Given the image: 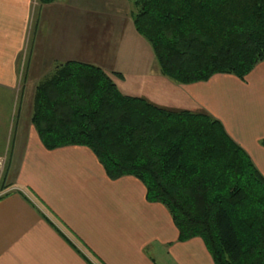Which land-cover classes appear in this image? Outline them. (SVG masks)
<instances>
[{"label":"trees","instance_id":"obj_1","mask_svg":"<svg viewBox=\"0 0 264 264\" xmlns=\"http://www.w3.org/2000/svg\"><path fill=\"white\" fill-rule=\"evenodd\" d=\"M130 1L136 30L178 83L244 79L264 61V0ZM31 122L47 149L85 145L110 178H139L180 240L202 237L216 264H264V176L218 119L125 94L102 67L68 60L35 87Z\"/></svg>","mask_w":264,"mask_h":264},{"label":"crops","instance_id":"obj_2","mask_svg":"<svg viewBox=\"0 0 264 264\" xmlns=\"http://www.w3.org/2000/svg\"><path fill=\"white\" fill-rule=\"evenodd\" d=\"M36 1L0 0V86L18 90L17 58L25 47ZM131 32L140 39L136 28ZM54 53L57 64H96L112 75L119 89L122 84L128 87L129 70L120 66L117 53L108 58L96 50L91 55L78 53L81 58ZM133 70L132 77L147 80L143 71L148 68ZM159 79L167 84L166 99L135 89L125 94L218 119L264 176V61L244 79L229 73L188 84ZM31 116L22 121L20 111L15 112L5 150L10 160L4 175L8 186L0 197V264H216L202 237L180 240L170 211L148 200L139 178H110L85 145L47 149Z\"/></svg>","mask_w":264,"mask_h":264},{"label":"rangeland","instance_id":"obj_3","mask_svg":"<svg viewBox=\"0 0 264 264\" xmlns=\"http://www.w3.org/2000/svg\"><path fill=\"white\" fill-rule=\"evenodd\" d=\"M108 3L113 6L108 8ZM134 11L135 6L130 0L34 3L25 47L21 57L17 58L18 90L0 86V197L8 186L4 175L10 159L5 155V150L16 119L14 114L19 110L20 119L25 121L32 113L35 87L51 75L58 63L54 52L73 58H81L77 57L78 53L91 55L95 50L98 56L107 58L117 53L120 66L129 70L125 82L128 87L122 84L123 90L120 88L124 93V90L135 89L151 91L158 98H167V84L159 79L167 77L160 72L152 45L144 36L140 35L138 40L132 35L131 28L135 29ZM147 68L149 71H143L148 77L146 81L136 78L138 75L135 74L132 77L133 69L135 72ZM156 68L157 73L151 71Z\"/></svg>","mask_w":264,"mask_h":264}]
</instances>
